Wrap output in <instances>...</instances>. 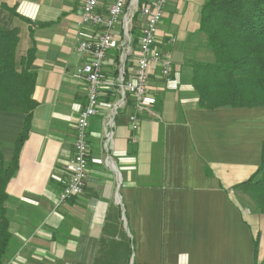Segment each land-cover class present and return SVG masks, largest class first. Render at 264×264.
Listing matches in <instances>:
<instances>
[{
  "label": "crops",
  "instance_id": "0c3cea01",
  "mask_svg": "<svg viewBox=\"0 0 264 264\" xmlns=\"http://www.w3.org/2000/svg\"><path fill=\"white\" fill-rule=\"evenodd\" d=\"M2 1L32 21L52 22L32 24L31 37L28 24L20 23L21 54L35 40L37 106L7 184L11 238L3 264H254L256 232L258 261L264 259V214L248 210L241 191L233 189L259 165L264 107L198 105L188 61L213 59L198 31L205 0H167L164 6L156 45L171 53V79L166 82L157 69L151 73L146 101L156 96V109L137 111L113 88L120 64L115 37L89 121L85 187L65 201L59 195L74 152L75 121L86 104V83L73 76L82 63L77 46L98 28H77L81 10L61 11L64 0ZM134 24L128 78L143 18ZM133 113L137 129L129 124ZM22 122L21 113H0L6 162ZM5 139L12 144L8 154Z\"/></svg>",
  "mask_w": 264,
  "mask_h": 264
},
{
  "label": "trees",
  "instance_id": "16d2710c",
  "mask_svg": "<svg viewBox=\"0 0 264 264\" xmlns=\"http://www.w3.org/2000/svg\"><path fill=\"white\" fill-rule=\"evenodd\" d=\"M145 2L138 0V6ZM138 12L134 13L129 30L131 45L137 41L134 22ZM20 23L28 24L30 37L32 24L37 27L52 24L50 21H32L18 13L14 6L0 0V111L23 115L22 127L8 162L0 149V264H3L2 258L11 238L7 184L18 169L20 151L28 138L33 110L37 106L33 98L37 74L32 68L35 40L31 38V44L21 54ZM198 31L205 36V46L213 56L211 61H188L198 105L206 109L264 107V0H205L200 8ZM128 59L129 56L124 64V80L128 78ZM114 60L118 63L117 56ZM117 87L116 82L113 88ZM159 102L155 96L150 102L152 110ZM233 189L247 195L254 211L264 214V143L256 170ZM258 236L256 232L253 238V260L254 264H264V259L258 261Z\"/></svg>",
  "mask_w": 264,
  "mask_h": 264
},
{
  "label": "built area",
  "instance_id": "2783aa9c",
  "mask_svg": "<svg viewBox=\"0 0 264 264\" xmlns=\"http://www.w3.org/2000/svg\"><path fill=\"white\" fill-rule=\"evenodd\" d=\"M103 1L83 0L76 21L77 28L93 26L98 28V32L93 38L81 39L77 46L82 63L74 69L73 76L86 83V104L76 117L74 152L68 160V179L61 189L60 201L80 194L85 187L89 121L97 113L99 89L103 84L102 68L106 52L113 46L115 37L118 36L117 48L120 51L116 82L122 102L130 99L137 111H148L152 109L150 102L146 101V89L151 73L157 69L166 82L171 79V53L156 45L159 23L167 0H151L140 7L138 0H111L105 5V10L101 11L99 8L104 4ZM136 11H139L140 17L143 18V24L138 37L137 53L134 54L133 71L131 76L124 80L125 60L132 54L129 30ZM117 26L119 31L115 33ZM170 41H174V38ZM138 122L136 113L129 116L131 129H137Z\"/></svg>",
  "mask_w": 264,
  "mask_h": 264
},
{
  "label": "rangeland",
  "instance_id": "374dc122",
  "mask_svg": "<svg viewBox=\"0 0 264 264\" xmlns=\"http://www.w3.org/2000/svg\"><path fill=\"white\" fill-rule=\"evenodd\" d=\"M50 2V0H49ZM106 3V0L103 1V3ZM167 2V1H166ZM104 3V4H105ZM83 4V0H64L61 4H60V8H61V11H63L62 9H64V7H68V10H71L72 6L75 8V12H79V9L81 10V6ZM166 4V3H165ZM165 6V5H164ZM164 9V7H163ZM162 21V19H161ZM163 21H167L166 18H163ZM118 37V36H117ZM118 40V39H117ZM116 40V41H117ZM132 47V45H130ZM0 113H4V112H1ZM3 143V141H2ZM3 149L5 150L6 154H8V150L11 151L12 149V144L10 143V141L8 139H5L4 140V144H3ZM241 195L243 197V200L244 202L246 201V204H247V207H248V210L249 209H253L254 207L252 206L251 204V201L249 200V198L247 197V195H245L243 192H241ZM250 202V203H249ZM246 208V207H245ZM254 210V209H253Z\"/></svg>",
  "mask_w": 264,
  "mask_h": 264
}]
</instances>
